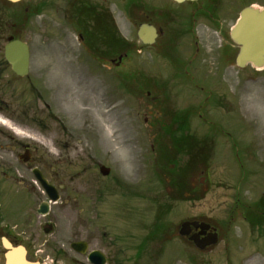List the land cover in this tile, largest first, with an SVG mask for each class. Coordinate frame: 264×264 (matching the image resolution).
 I'll use <instances>...</instances> for the list:
<instances>
[{"label":"rangeland","instance_id":"374dc122","mask_svg":"<svg viewBox=\"0 0 264 264\" xmlns=\"http://www.w3.org/2000/svg\"><path fill=\"white\" fill-rule=\"evenodd\" d=\"M249 1L255 0H238V16L241 7ZM258 1L264 5V0ZM54 15V12H48L44 27H39V18H35L28 29L19 32L22 40L31 46V64L34 67L32 80L39 85L44 97L40 99L36 91L32 92L26 86V80L20 81L10 75L0 80V118L16 129L0 123V142L5 148L0 150V156L23 153L24 148L19 143L27 144L33 154H37L33 155L32 163L27 165L17 163L16 158L12 157L16 181L10 180L3 185L0 183V218L7 213L15 219L29 217L30 196L23 197L18 189H28L32 194L33 189H42L32 174V169L38 167L51 184L57 189H64L63 196L71 203H74L75 196L76 202L91 200L96 189H110V201L125 199L126 219L131 220L132 224L140 220L142 237L147 234L145 226L154 220L158 204L170 203L174 222L178 221L180 215L197 213L220 221L221 243L218 250L222 254L213 257L215 264H247L252 257L264 263V70L247 66L224 72V83L231 87L232 95L238 102L236 123L238 131H243L239 135L244 136L247 130L244 125L248 124L250 131H246L242 141L255 142L257 146L238 144L233 149L235 156L232 154L225 160L226 163L209 162L205 174L193 170L187 181L193 189H199V198L191 199L186 194L185 199H180L175 196L178 193L177 186L173 183L169 185L175 171L170 172L172 166L165 164L159 172L160 166L152 151L157 130L150 118L148 123L145 122V115L152 116L154 111L150 110L152 101L144 94L143 87L137 88L144 77H139L141 73L136 71L135 55L121 69H105L100 64L81 61L68 66L67 62L56 61L55 70L48 77L38 72L43 64L49 63V59L65 57L54 49L45 50L40 45L41 41L55 42L57 39L54 34ZM120 25L125 38L134 40V28L126 22ZM42 31H46V36ZM200 32L205 36L204 49L209 46L216 48L219 44L217 34L212 35L205 25L201 26ZM213 36L214 43L209 45ZM5 42L6 37L0 35L2 47ZM73 52L80 57L78 47ZM142 59L152 63L149 54H143ZM204 59L210 60L209 52H206ZM156 63L159 64L158 61ZM46 79L54 87L47 86ZM76 81L82 91L91 87L95 89L96 83L99 85L91 94L100 96L105 114L101 122L97 119L96 104L91 98H86L91 96L74 93ZM184 94L193 96L192 92ZM175 96L181 98L183 93L175 92ZM72 99L77 101L76 104L70 102ZM48 105H51L50 109ZM162 130L165 131V128ZM9 143L13 146L12 153L8 150ZM256 147L259 148V156ZM241 159L245 161L244 168L239 163ZM248 159L250 163L246 169ZM185 161L183 158L180 162L183 164ZM99 165L111 168L110 176L113 175L116 184L113 179L102 177ZM162 172L164 176L161 177L159 173ZM179 175L175 174V177ZM202 177H205V181L200 186ZM6 186L9 189L3 188ZM134 186L140 188V198H134ZM78 211H73L70 216L78 217ZM244 216L257 218L262 223L252 225ZM166 252L164 256L166 259L169 257L167 264H208L205 262L208 258L201 257L180 242L170 243ZM155 260L159 259L155 256ZM142 263L145 264V260Z\"/></svg>","mask_w":264,"mask_h":264},{"label":"flooded vegetation","instance_id":"af4514ba","mask_svg":"<svg viewBox=\"0 0 264 264\" xmlns=\"http://www.w3.org/2000/svg\"><path fill=\"white\" fill-rule=\"evenodd\" d=\"M48 12L55 14L57 39L55 42L41 41L42 48L54 49L64 56H69V50L75 45L85 53L94 52L92 57H64L63 61H94L106 66L116 64L117 59L125 54L126 42L120 21L128 14L132 18L131 24L136 28L135 47L138 51L142 53L150 50L153 56L166 59V65L172 71L165 75L166 86L180 82L176 86L184 91L207 90L208 97H200L206 104L199 103L201 108L206 106L207 113L223 108L232 117L236 110L237 100L230 93H226L224 88V92L220 93L222 88L215 85L216 79L209 76V84H205L206 64L202 63L216 65V77L223 76L220 73L222 69L236 65L237 46L229 41V33L232 24L237 21L238 0H183L181 3L176 0H24L17 7L8 0H0L1 37L8 39L28 29V25L35 18H39V27H44ZM202 22H208L211 32L217 34L218 41L222 42L220 49L214 46L204 49L205 36L199 35ZM145 24L157 29L156 41L152 46H144L139 37L141 26ZM42 32L46 36V31ZM201 40L203 46H200ZM213 43L214 36L209 45ZM6 46L7 42L3 47L0 43V80L9 74L15 75L5 58ZM206 52H209L210 60L204 59ZM56 61H61V58L49 59V63L43 64L38 72L48 77L55 70L53 67ZM159 76L162 75H153V78L157 79ZM46 80L47 86L54 87ZM159 87L156 83L153 86L155 90ZM159 93L161 94L156 99H159L162 108H166L164 94L162 91ZM211 125L202 135L200 128L191 131V122L163 124L170 129H182L185 143H189L191 136H198L201 144L198 156L202 160H207V156L218 145L223 156L228 155L237 145V128L232 121ZM221 137H224L223 141L217 143ZM7 146L12 153V144ZM4 149L1 143L0 150ZM24 150L30 149L26 146ZM13 156L17 158V163H22L20 154L0 156L1 173L10 180L14 173ZM105 190L107 189L103 190L101 197L74 203L64 201L60 194V201L53 203L50 212L44 216L39 215V209L44 203L41 201L33 211L34 216L23 222L15 221L10 216L0 218V264H14L21 259L28 264H143V260L145 264H156L152 243L143 244L136 221L132 224L131 220L126 219V205L121 201H105ZM42 193L44 194L42 189L40 193H35L33 205L36 204L35 200L42 197ZM76 210H79L78 217L70 216ZM171 213V209L168 210L162 219L164 231L158 264H165V247L174 239ZM182 220L192 224L188 236L180 238L186 247L195 249V245L189 241L192 237L204 240L216 233L220 243L218 219L194 214L184 216L180 221ZM15 224L18 225L15 227ZM219 243L215 247L206 248L202 255L216 253Z\"/></svg>","mask_w":264,"mask_h":264},{"label":"water","instance_id":"95a60500","mask_svg":"<svg viewBox=\"0 0 264 264\" xmlns=\"http://www.w3.org/2000/svg\"><path fill=\"white\" fill-rule=\"evenodd\" d=\"M232 38L240 46L238 55V65L240 67H244L248 63H252L257 68L264 66V10L245 9L241 14V20L233 30ZM6 55L13 64L14 70L21 75L28 73L30 55L25 44L15 41L8 46ZM101 171L104 175H108L110 169L102 167ZM34 173L44 188L51 194V190L55 188L48 184L39 170H35ZM185 228L186 225L183 226L181 234H184ZM197 245L200 248H204L202 244L197 243Z\"/></svg>","mask_w":264,"mask_h":264},{"label":"bare ground","instance_id":"6f19581e","mask_svg":"<svg viewBox=\"0 0 264 264\" xmlns=\"http://www.w3.org/2000/svg\"><path fill=\"white\" fill-rule=\"evenodd\" d=\"M74 85L77 88V89L74 90V93L76 95H80V93H81V95H83V96L84 95H86V96L90 95L91 96V97H86V98H91V100L93 101V103L96 104V106H97V119H98V121L101 122L102 120H104L105 114H104V111L102 110L103 109V106L100 104V101H99L100 96L98 94H93V95L91 94L92 92H95V90L99 87V85L96 83V85L94 86L95 89H92V87H91L90 89H86L85 91H82L79 88V84H78L77 81L74 82ZM70 102L72 104H76L77 101H75L74 99H72ZM0 123H2L3 125L8 126V127L12 128V129L16 130L11 123H9L8 121L4 120L3 118H0ZM106 141H108L110 143L108 137H106ZM247 264H264V263L259 262L257 260V258H252L251 260H249L247 262Z\"/></svg>","mask_w":264,"mask_h":264},{"label":"trees","instance_id":"16d2710c","mask_svg":"<svg viewBox=\"0 0 264 264\" xmlns=\"http://www.w3.org/2000/svg\"><path fill=\"white\" fill-rule=\"evenodd\" d=\"M169 161H170V162H173V160H172L171 158H169Z\"/></svg>","mask_w":264,"mask_h":264}]
</instances>
